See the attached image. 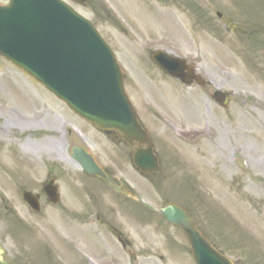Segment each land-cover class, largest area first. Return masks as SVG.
<instances>
[{"label": "rangeland", "instance_id": "374dc122", "mask_svg": "<svg viewBox=\"0 0 264 264\" xmlns=\"http://www.w3.org/2000/svg\"><path fill=\"white\" fill-rule=\"evenodd\" d=\"M95 1L79 11L115 51L164 165L155 188L114 152L109 167L131 182L151 216L132 201L120 206L116 195L82 186L87 178L68 154L72 142L110 138L0 56V264H120L123 252L139 260L145 248L152 264L163 243L162 264H196L189 252L177 253L186 240L160 220L165 200L185 205L236 264H264V0H103L104 12ZM155 49L194 63L207 87L165 76L150 59ZM215 90L231 93L227 107L209 95ZM25 142L37 152L26 151ZM53 164L58 168L51 171ZM48 175L57 178L56 205L42 194ZM24 190L41 194L39 212L25 202ZM107 201L108 216L131 237L125 249L102 227L86 224L92 206ZM166 234L180 241H164ZM80 244L106 257L88 255L86 262L74 249Z\"/></svg>", "mask_w": 264, "mask_h": 264}, {"label": "water", "instance_id": "95a60500", "mask_svg": "<svg viewBox=\"0 0 264 264\" xmlns=\"http://www.w3.org/2000/svg\"><path fill=\"white\" fill-rule=\"evenodd\" d=\"M0 54L27 70L100 129L117 130L130 144L147 143L146 149L135 153L134 163L144 174L161 171L150 137L124 91L114 53L92 23L61 0H10L9 5L0 6ZM153 59L183 82L191 84L194 77L203 84L185 60L162 51L154 52ZM213 97L225 107L230 102L228 93L216 91ZM74 152L88 172L100 174L90 155ZM122 190L129 193L124 187ZM46 191L56 202V188ZM24 198L33 209H40L37 197L30 192H25ZM162 212L168 221L182 227L197 264H234L201 234L182 207L169 204Z\"/></svg>", "mask_w": 264, "mask_h": 264}, {"label": "flooded vegetation", "instance_id": "af4514ba", "mask_svg": "<svg viewBox=\"0 0 264 264\" xmlns=\"http://www.w3.org/2000/svg\"><path fill=\"white\" fill-rule=\"evenodd\" d=\"M100 133L107 135L113 140H103V142L98 141V140H84L85 144L80 143V142H77L75 144L73 143L71 150H70V156L71 158H73L72 149L75 146H79L83 148L87 153L92 154L98 166L103 170L104 176H92V175L86 174L85 177L86 178L88 177V180H91V181H86L85 183L88 185L95 184L96 186L101 187L103 190H110V191L118 192L117 184L121 182V179L118 178L117 175H115L111 169L107 168L106 166L107 164H103V160H107V162H104V163H110L109 159H111V157L113 156L112 152H114V154L119 152L120 156L132 158L133 154L135 153V150L139 148V145L135 143L134 147H132L128 143H126L124 140H115L117 134L112 131H104ZM87 143L90 145L91 144L92 145L95 144V145L92 148ZM143 147H145V145ZM96 219L100 221L99 223H97L98 227H102L108 234L109 233L115 234V236H117V239L121 242L122 249L127 248V245L130 243L129 240L124 238L125 234L123 233L122 229L116 227L111 217L101 218L100 216H97ZM176 251L177 253L179 251L185 252V251H188V249H187V246L184 245L183 247L178 246L176 248ZM123 253L127 254L125 252ZM132 258H133V254L129 252L127 256L125 257L126 260H123V262H121L120 264H146V262L134 261ZM160 258H162V256H160Z\"/></svg>", "mask_w": 264, "mask_h": 264}, {"label": "bare ground", "instance_id": "6f19581e", "mask_svg": "<svg viewBox=\"0 0 264 264\" xmlns=\"http://www.w3.org/2000/svg\"><path fill=\"white\" fill-rule=\"evenodd\" d=\"M254 87H256L257 89H258V87H260L259 86V84H255V86ZM5 128H6V126H5ZM22 147L26 150V151H29V150H34L35 152H37L36 151V149L34 148V146H32V144L30 143H27V142H25L23 145H22Z\"/></svg>", "mask_w": 264, "mask_h": 264}]
</instances>
